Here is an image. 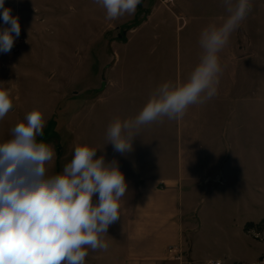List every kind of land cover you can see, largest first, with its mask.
Instances as JSON below:
<instances>
[{
  "label": "rangeland",
  "instance_id": "374dc122",
  "mask_svg": "<svg viewBox=\"0 0 264 264\" xmlns=\"http://www.w3.org/2000/svg\"><path fill=\"white\" fill-rule=\"evenodd\" d=\"M252 4L220 53L217 94L178 120L143 126L121 155L107 144L108 124L134 117L160 83L187 78L201 31L225 16L221 0H142L116 20L94 0H5L21 31L10 53H0V86L13 100L0 142L40 109L46 123L37 139L56 153L50 175L62 172L76 143H87L116 160L128 184L120 219L103 237L107 251L89 250L85 264L143 245L164 264H264V0ZM149 205L161 208L138 212ZM141 214L175 227L163 256L161 245L119 235L120 221Z\"/></svg>",
  "mask_w": 264,
  "mask_h": 264
},
{
  "label": "clouds",
  "instance_id": "9594fccd",
  "mask_svg": "<svg viewBox=\"0 0 264 264\" xmlns=\"http://www.w3.org/2000/svg\"><path fill=\"white\" fill-rule=\"evenodd\" d=\"M108 20L132 15L142 0H94ZM225 16L200 33L201 55L186 79L157 85L132 118L112 119L106 129L107 144L121 155L143 126L178 120L192 105L212 99L218 90L220 53L231 35L251 13L252 0H221ZM0 53L8 54L19 37V18L0 0ZM2 84V83H0ZM13 107L10 89L0 86V120ZM45 115L28 112L0 142V264H85L89 250L107 251L109 227L120 219L121 201L128 192L124 173L116 160L97 157L98 148L76 143L62 172L50 175L55 159L43 135Z\"/></svg>",
  "mask_w": 264,
  "mask_h": 264
},
{
  "label": "crops",
  "instance_id": "0c3cea01",
  "mask_svg": "<svg viewBox=\"0 0 264 264\" xmlns=\"http://www.w3.org/2000/svg\"><path fill=\"white\" fill-rule=\"evenodd\" d=\"M161 207L160 206H155V205H149V206H139L138 208V212H145V210L147 209H160ZM150 212H156V211H150ZM155 215H153L151 217V221L150 220H146V215L145 214H141L140 216H138L137 218V221H120L119 224L122 225V229H124L126 231V233H120L119 235L126 239H131L132 237L134 239H136V241L141 244V243H146V241L148 240L149 241V244H154L156 245L154 247V249L158 246L161 245V249L162 251H159V253H156V254H159L161 256H163V250L164 249V246H166L167 244L170 245L171 242H168L170 241V237L174 234L175 230L173 228L175 227H172L170 224H164L162 226V224L158 225L156 224L155 222ZM154 218V219H153ZM153 220V221H152ZM133 226H136L138 228V232L137 234H132L130 229L133 228ZM148 229V232H146ZM166 230V231H164ZM168 230V231H167ZM147 241V242H148ZM124 242V241H123ZM125 245V243H124ZM127 247V245H126ZM127 251L124 253V255H122V258L120 260H116L114 258L108 260L107 262L105 260H97V263L100 262H105V264H147L148 262H159L161 264H164L163 262H169V260L166 258V260H163V258H158L156 255H153L154 258H151L150 259V252L151 251H148V250H153V249H146L143 245L142 248H136V252L137 253H133L131 254L129 251H128V248L126 249ZM148 259H147V258ZM156 257V258H155ZM104 264V263H103Z\"/></svg>",
  "mask_w": 264,
  "mask_h": 264
},
{
  "label": "built area",
  "instance_id": "2783aa9c",
  "mask_svg": "<svg viewBox=\"0 0 264 264\" xmlns=\"http://www.w3.org/2000/svg\"><path fill=\"white\" fill-rule=\"evenodd\" d=\"M162 1L168 3V2H172L174 0H162ZM178 257H180V256H178Z\"/></svg>",
  "mask_w": 264,
  "mask_h": 264
}]
</instances>
